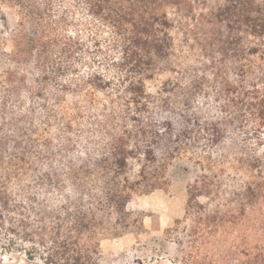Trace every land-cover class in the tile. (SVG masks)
<instances>
[{
    "label": "trees",
    "instance_id": "trees-1",
    "mask_svg": "<svg viewBox=\"0 0 264 264\" xmlns=\"http://www.w3.org/2000/svg\"><path fill=\"white\" fill-rule=\"evenodd\" d=\"M182 159V264H264V0H0L4 253L100 264Z\"/></svg>",
    "mask_w": 264,
    "mask_h": 264
},
{
    "label": "rangeland",
    "instance_id": "rangeland-1",
    "mask_svg": "<svg viewBox=\"0 0 264 264\" xmlns=\"http://www.w3.org/2000/svg\"><path fill=\"white\" fill-rule=\"evenodd\" d=\"M224 1V0H220ZM195 5V13L203 7ZM173 32L179 28L178 15H172ZM197 176V170L186 160H178L169 169V186L138 197V205L146 214V231L109 237L101 241L103 258L100 264H182L181 246L165 236L164 231L184 215L187 186ZM203 200V199H201ZM4 253L0 244V264H45L40 259L26 258L24 248Z\"/></svg>",
    "mask_w": 264,
    "mask_h": 264
}]
</instances>
